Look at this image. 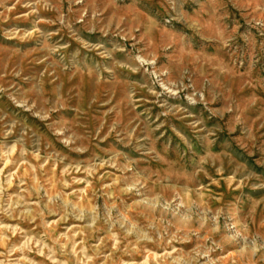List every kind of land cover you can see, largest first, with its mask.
Masks as SVG:
<instances>
[{"label":"rangeland","instance_id":"obj_1","mask_svg":"<svg viewBox=\"0 0 264 264\" xmlns=\"http://www.w3.org/2000/svg\"><path fill=\"white\" fill-rule=\"evenodd\" d=\"M0 264H264V0H0Z\"/></svg>","mask_w":264,"mask_h":264}]
</instances>
